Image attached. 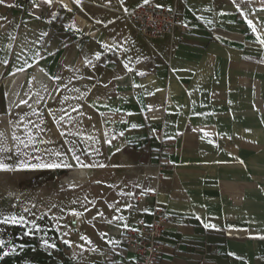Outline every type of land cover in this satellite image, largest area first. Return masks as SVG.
I'll use <instances>...</instances> for the list:
<instances>
[{"label":"crops","instance_id":"0c3cea01","mask_svg":"<svg viewBox=\"0 0 264 264\" xmlns=\"http://www.w3.org/2000/svg\"><path fill=\"white\" fill-rule=\"evenodd\" d=\"M149 1L176 6L191 28L183 42L140 36L128 13L143 0L0 4V68L21 73L12 85L35 72L27 107L52 78L100 64L109 172L96 183L120 192L108 215L88 200L103 249L75 247L85 264H137L124 225L149 222L157 203L169 216L161 264H264V0ZM11 97L21 103L14 86ZM134 191L150 195L147 211H136Z\"/></svg>","mask_w":264,"mask_h":264},{"label":"rangeland","instance_id":"374dc122","mask_svg":"<svg viewBox=\"0 0 264 264\" xmlns=\"http://www.w3.org/2000/svg\"><path fill=\"white\" fill-rule=\"evenodd\" d=\"M99 66L91 65L84 70L78 65L76 73L63 72L59 80L51 77L53 86L49 94L41 104L30 107H27L29 99L12 107L9 90L11 86L17 88L18 99L24 101L26 82L35 72L27 73L25 80L12 85L21 73L9 74L0 68V145L9 149L0 151V160L12 166L0 171V220L16 215L27 221L23 225L0 223V239L5 241L0 245V264H85L87 254L75 247V241L96 251L103 249L104 224L101 226L99 217L85 219V208L88 209L90 200L91 206L102 207L104 215L107 214L106 208L117 203L120 188L118 183H96L104 181L103 174L109 172L100 166L105 164L102 98L106 91L101 86ZM70 149L80 156L83 164L95 166L80 167L74 159L72 163ZM54 152L62 155H50ZM36 156L45 162L64 161L73 167H16L20 160L39 162L33 159ZM73 210L82 213L81 217L72 214ZM33 221L39 225L38 229L32 227ZM29 229L30 234H26ZM45 239L56 247L45 246L42 243ZM11 248L16 251H9ZM5 251H9L7 256L3 255Z\"/></svg>","mask_w":264,"mask_h":264},{"label":"built area","instance_id":"2783aa9c","mask_svg":"<svg viewBox=\"0 0 264 264\" xmlns=\"http://www.w3.org/2000/svg\"><path fill=\"white\" fill-rule=\"evenodd\" d=\"M178 2V0H175ZM128 16L135 24L140 36L146 40L169 37L175 42H183L191 32L190 26L183 19L176 6H164L149 1L132 9ZM150 195L145 193H131L135 201L136 211L145 212V205ZM169 216L161 206L154 204L151 220H141L137 226L128 227L122 233L125 246L136 255L137 264H161L164 240L167 233ZM198 264H207V260L200 258Z\"/></svg>","mask_w":264,"mask_h":264},{"label":"snow or ice","instance_id":"6c2138e0","mask_svg":"<svg viewBox=\"0 0 264 264\" xmlns=\"http://www.w3.org/2000/svg\"><path fill=\"white\" fill-rule=\"evenodd\" d=\"M5 2V0H0V4H3ZM46 3L48 4H52L53 0H45ZM75 2L77 4H81L82 3V0H75ZM121 2H123V0H121ZM143 2L145 4H147L149 2V0H143ZM233 2L235 3V0H233ZM65 7H67L65 5ZM159 7V5H158ZM237 7H239V5L237 4ZM249 26L252 28V31L253 32H256V27L253 25V22L252 20H248L247 21ZM46 35V34H45ZM259 39V37H258ZM260 43L261 44H264V39H261L260 40ZM10 47V45H9ZM38 55V54H37ZM99 53H97V59H99ZM18 59L20 58L19 56L17 57ZM87 63H91V61H86ZM3 63L7 64L8 61L5 60L3 61ZM25 64H27V61H25ZM17 71H23V68H20V69H17ZM141 75H143V73H141ZM54 79L56 80H59L60 77H54ZM21 103H26V101H21ZM61 119H63V117H61ZM133 128L137 127V125L133 124L132 125ZM121 135H123V133H121ZM207 135V133H206ZM15 140H20L19 137L17 136H14L13 137ZM29 141H31V137H29ZM20 143H24L23 141H20ZM108 143H111V141H108ZM28 145H25V147H27ZM119 150V149H118ZM0 151H9L8 148L4 147L3 145H0ZM20 149L19 147L17 146L16 147V152H19ZM35 151H39V149H36ZM69 151H72L73 152V156L72 158L77 162L78 166L80 167H94L95 165H87V164H83V162L80 160V156L78 155H75V152L74 150H69ZM50 155H54V156H61L62 154L60 152H54V153H51ZM33 159L39 161L37 163H31L27 160H20L18 162V164L16 165L17 168H20V169H25V168H59V167H64V168H72L73 165L70 164V163H67V162H64V161H61L60 163H57L55 160H52L51 162H45L43 159H41L40 157L36 156V157H33ZM242 163V162H241ZM101 167H103V165H100ZM12 166L7 164V163H4L2 160H0V171L2 170H8L10 169ZM149 191H154V189H149ZM109 207H112V205H109ZM127 207H131V205H127ZM89 209L85 208V211H88ZM25 211H27V209H25ZM147 211V210H145ZM73 214L76 215V216H81L82 213L80 212H76L75 210H73ZM97 215L99 216H103V213L102 212H98ZM95 219V217L93 218ZM115 219V217H114ZM122 219V218H121ZM0 223H3V224H6V225H23L25 223H27V221L25 220V218L23 216H16V215H8V216H4L2 220H0ZM206 228H215V225H210V224H205L204 225ZM32 227L33 228H36L38 229L39 228V225H37L35 223V221L32 222ZM125 228L128 227L127 224L124 225ZM31 232V229H29V232L26 233V234H30ZM82 239H86L85 237H82ZM42 243L45 245V246H50L52 248H55L56 245L54 243H52L51 245H49V241L47 239L43 240ZM65 243H68V241H65ZM90 243V241H89ZM109 243H112V241H109ZM5 244V241L3 239H0V245H4ZM21 248L23 247V245L20 246ZM9 251L11 252H15L16 249L15 248H11ZM9 251H5L3 253L4 256H7L9 254Z\"/></svg>","mask_w":264,"mask_h":264},{"label":"bare ground","instance_id":"6f19581e","mask_svg":"<svg viewBox=\"0 0 264 264\" xmlns=\"http://www.w3.org/2000/svg\"><path fill=\"white\" fill-rule=\"evenodd\" d=\"M10 100H11V104H12L13 97H11V99H10ZM19 132H20V131H19ZM13 193H15V192H14V191H12V195H14ZM18 194H19V193H18ZM72 214H73V213H72ZM79 217H81V216H79ZM79 217H78V218H79ZM74 218H75V217H74ZM76 219H77V218H76ZM78 221H79V220H78ZM79 222H80V221H79ZM78 227H79V226H78Z\"/></svg>","mask_w":264,"mask_h":264}]
</instances>
